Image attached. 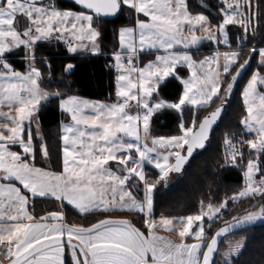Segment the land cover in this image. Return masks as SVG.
Listing matches in <instances>:
<instances>
[{
	"label": "snow or ice",
	"instance_id": "1",
	"mask_svg": "<svg viewBox=\"0 0 264 264\" xmlns=\"http://www.w3.org/2000/svg\"><path fill=\"white\" fill-rule=\"evenodd\" d=\"M73 2L79 11L60 9L55 0H0V106L9 109L0 111V246L12 258L10 264H232L231 257L241 251L242 242L230 244L216 261L220 236L264 217V205L259 213L233 217L231 225L225 222V227L209 237L204 219L207 217L211 228L212 221L226 210L227 198L218 205L201 202L198 214L162 215L158 221L153 214L154 190L170 172L183 175L196 150L206 147L241 74L258 53V67L241 93L246 114L240 123L253 138L239 141L237 147L226 137L229 151L221 167L245 169V187L232 200L257 196L264 200V47L257 46L258 28L254 26L264 16L260 0H218L213 5L215 13L204 0H197L209 15L190 10L188 0ZM125 10L132 22L116 29L115 102L89 101L42 86L44 74L38 65L49 69L50 81L52 72L49 59L38 55L40 43L51 45L70 35L69 54H99L101 20ZM21 15L27 23L19 30L16 19ZM229 26L238 31L230 35ZM204 41L229 48L234 41L236 50H217L197 60L191 50ZM21 47L25 71L16 69L8 59ZM146 49L164 54L137 67L140 53ZM181 65L190 70V77L180 76ZM73 67L68 63L65 73ZM168 77L183 86L175 101L165 99L159 91ZM51 99L58 100V108L67 116L59 126L62 155L56 170L50 167V149L40 121V109ZM214 99L220 104L199 116L197 109L210 106ZM186 105L192 106L190 121L183 117ZM162 110L180 114V134L151 135L154 115ZM244 145L249 149L246 165ZM145 160L159 170L158 180L146 177ZM37 197L54 198L60 210L37 217L34 208L29 211L30 200ZM66 205L83 216L113 211L143 214L147 234L126 218L104 216L88 226L66 223ZM156 227L178 231L180 242L156 235ZM189 237L197 242L186 243Z\"/></svg>",
	"mask_w": 264,
	"mask_h": 264
},
{
	"label": "trees",
	"instance_id": "2",
	"mask_svg": "<svg viewBox=\"0 0 264 264\" xmlns=\"http://www.w3.org/2000/svg\"><path fill=\"white\" fill-rule=\"evenodd\" d=\"M204 2L215 13L216 9L213 5L217 4L218 0H204ZM253 2L255 3L256 0H253ZM260 3L261 8L264 9V0H260ZM188 4L190 10L209 15V10L202 8L197 3V0H188ZM55 5L62 9L80 10L77 5L65 0H55ZM131 22L132 17L126 10L118 16L109 19L103 18L101 20V24L103 25V40L102 51L99 55H70L60 42L53 41L51 45L40 43L38 46V55H43L49 59L52 72L50 81L48 79L49 69L43 65H38L44 74L42 86L48 91L60 90L66 92L68 95L76 93L94 99L109 98L113 93V86L111 83V72L107 69L106 62L112 59L110 55L113 53L116 45V29ZM212 23L216 24L217 21L213 19ZM254 26L258 28L257 46L264 47V16H261ZM237 31L238 29L229 26L230 35L235 34ZM231 47L236 48L234 41ZM211 49L213 48L210 45L202 44L197 50L193 51V55L196 59H199L209 54ZM246 55L247 50H245V55L240 57L241 62ZM9 57H11L9 61L16 69L20 71L26 69L22 47L14 51ZM151 59H153L151 54L141 55L139 57V63L144 64ZM68 63L73 64L74 67L69 73H65L64 69ZM257 67L256 55L252 58L250 65L241 74L226 103L225 111L210 132L206 147L194 154L191 165L185 168L183 175L179 174V178L171 187L165 184V180L157 184L154 190L153 208V214L156 218L162 215L174 217L192 214L199 210L201 202L204 204L209 202L219 204L227 198L226 210H222L219 218L212 221L211 228L207 227V225L205 226L207 232L211 231V229L215 232L225 222L232 221L233 217L239 218L247 215L248 212L259 213L260 206L264 205V200L259 196L252 199H231L232 195L238 193L242 188L243 172L245 169L235 166L221 167L224 163V144L226 137L236 142L253 138V134L244 131L240 123L241 118L246 114L240 92L242 84ZM178 70L181 77L188 75L185 67L179 66ZM261 71H264V69ZM181 90L182 84L174 77H169L159 87L161 96L173 101L180 95ZM218 104H220V100L214 99L210 106L199 108L197 113L199 116L206 115L214 110ZM184 108L183 117L186 121H190L192 110L188 107ZM179 118L180 114L175 111L162 110L154 115L151 122L152 133L154 135L164 136L177 134L179 132ZM60 119L61 113L58 108L57 99H51L41 107L40 121L44 134L43 138L47 141L50 149V167L53 170L57 169L61 158L59 139ZM243 152L245 155L243 163L246 165L249 154V149L246 145L243 146ZM40 159L39 154H37V161H40ZM262 168H264V165H262ZM144 171L146 177L149 179H159V171L156 168L146 165ZM30 208L31 211L34 208L35 215L38 217L44 215L46 212L58 210L59 202L52 199L36 198L34 201L32 200ZM65 212V221L67 223L84 226H88L96 222L97 219L107 216L105 213L104 216L98 214L83 216L67 205L65 206ZM128 216L135 226L141 227V230L147 233L146 229L142 227L143 214L131 213ZM207 222L205 221L204 224H207ZM229 238L243 240L241 251L231 257L232 264H264V223L253 224L225 236L219 245L215 257L216 261H220L219 251L226 247V240Z\"/></svg>",
	"mask_w": 264,
	"mask_h": 264
},
{
	"label": "crops",
	"instance_id": "3",
	"mask_svg": "<svg viewBox=\"0 0 264 264\" xmlns=\"http://www.w3.org/2000/svg\"><path fill=\"white\" fill-rule=\"evenodd\" d=\"M46 2V1H45ZM48 2V1H47ZM57 7V6H56ZM59 8V7H58ZM60 9H62V8H60ZM67 10V9H66ZM76 11H79V10H76ZM141 18H143V16H141ZM16 23H17V27H18V29L19 30H22L23 29V27H24V25L27 23V20H26V18L25 17H23L22 15L21 16H18L17 17V19H16ZM214 24V23H213ZM215 25V24H214ZM200 33H199V31H197V35H199ZM68 39H73L70 35H68V36H66L65 37V39L64 40H59L58 42H60V43H62L63 45H64V47L65 48H67L66 47V45H67V40ZM54 42H56V41H54ZM73 42L74 43H78V41H75V40H73ZM202 44H206V45H210L213 49H211L210 50V53L209 54H207V55H205V56H208V55H210L211 53H213V52H215V51H217V50H219V51H231V50H236V48H233V47H231V48H229V47H227V46H225L224 44H220L219 46H217L216 45V43L215 42H208V41H204ZM199 48V47H198ZM198 48H193L191 51H192V53H193V51H195V50H197ZM17 50V49H16ZM15 50V51H16ZM100 54V53H99ZM99 54H95V55H99ZM147 54H151L152 56H153V59H151V60H154V58H155V55H157V54H164L163 53V51L161 50L160 52H157L156 50H154V49H146V50H144V51H142L141 53H140V56L141 55H147ZM70 55H78V56H94V55H91V54H88V53H83V52H77V53H75V54H70ZM111 56V58L112 59H114V57H113V53L110 55ZM204 57V56H203ZM10 58L11 57H8V59L10 60ZM202 58V57H201ZM150 61V60H149ZM147 63V62H146ZM146 63H144V64H141V63H139V60H138V62H137V66H139V67H143ZM25 71V70H24ZM136 78V75L134 74V76H133V79H135ZM69 95H75V96H77V97H79V98H82V99H86V100H89V101H99V102H104V103H112V102H115V87H113V93H112V95L109 97V98H104V99H94V98H88V97H84V96H82V95H79V94H76V93H71V94H69ZM47 102V101H46ZM45 102V103H46ZM60 110V109H59ZM0 111H5V112H7V111H9V109H8V107L7 106H0ZM60 113H61V111H60ZM67 119V116H66V114L65 115H62V113H61V119H60V122L62 121V120H66ZM0 122H3L2 120H0ZM60 122H59V126H60ZM41 129H42V127H41ZM152 130V129H151ZM36 143H37V145H39V143H40V141H36ZM60 148H61V155H62V143H61V141H60ZM13 150H15V151H20V149L18 148V147H14L13 148ZM256 178H259V176H257ZM0 183H2V182H0ZM17 186H19V185H17ZM37 198H39V197H37ZM40 199H44V198H40ZM45 199H52V200H54V201H56L54 198H45ZM31 202H32V200H30V206H31ZM58 202V201H57ZM58 210H60V209H58ZM29 211H31V208L29 207ZM54 211H56V210H54ZM49 212H51V211H49ZM131 213H136V212H127V211H113V212H109V213H105V214H107V216L108 217H110V218H113V219H119V218H126V219H128L130 222H131V220L129 219V216L128 215H130ZM66 222V221H65ZM67 223V222H66ZM132 223V222H131ZM133 224V223H132ZM147 234V233H146ZM11 257H9V256H7V255H5V252H4V249L3 248H0V264H10V261H11ZM66 259H68V258H66Z\"/></svg>",
	"mask_w": 264,
	"mask_h": 264
},
{
	"label": "rangeland",
	"instance_id": "4",
	"mask_svg": "<svg viewBox=\"0 0 264 264\" xmlns=\"http://www.w3.org/2000/svg\"><path fill=\"white\" fill-rule=\"evenodd\" d=\"M241 2H243V0H241ZM221 53H223L224 51H220ZM214 53V52H213ZM212 54V53H211ZM210 54V55H211ZM203 58V57H202ZM202 58H199V59H202ZM199 59H197V60H199ZM257 59H258V53H257ZM221 62H222V57H221ZM181 66H183V67H185L186 69H187V67L186 66H184V65H181ZM137 67H139V66H137ZM187 71H188V75L186 76V78L187 77H190V75H191V73H190V70L189 69H187ZM221 73H222V69H221ZM252 74V73H251ZM251 74H250V76H251ZM249 76V77H250ZM248 77V78H249ZM169 78V77H168ZM168 78H166V79H168ZM247 78V79H248ZM136 79V78H135ZM246 79V80H247ZM246 80H245V82L242 84V87H243V85L246 83ZM179 81V80H178ZM180 82V81H179ZM181 83V82H180ZM242 87H241V92H240V94L242 93ZM182 89H183V86H182ZM262 90H264V89H262ZM181 93H182V90H181ZM180 93V94H181ZM241 97H242V95H241ZM170 101H173V100H170ZM242 101H243V98H242ZM219 105V104H218ZM184 107H188V108H190L191 110H192V106H184ZM225 107H226V105H225ZM245 107V106H244ZM199 109V108H198ZM197 109V110H198ZM243 126V125H242ZM150 127H151V125H150ZM243 129H244V131H246V132H248L244 127H243ZM249 133V132H248ZM178 134H180L179 132L177 133V134H172V135H178ZM252 134V133H251ZM141 135H143V133L141 132ZM151 135H154L153 133H152V131H151ZM154 136H160V135H154ZM164 136V135H163ZM165 136H169V135H165ZM230 140H232V139H230ZM233 141V143H235L236 144V146L237 147H240L239 146V142H236V141H234V140H232ZM148 143H149V146H151V144H150V139H149V141H148ZM229 151V146L225 143L224 144V153H225V155H226V153ZM150 155H152V156H155V153H152V154H150ZM146 165H149V166H151V167H154V165L150 162V161H148V160H145L144 161V168H145V166ZM129 166H131V165H129ZM155 168V167H154ZM144 170V169H143ZM158 170V169H157ZM159 171V170H158ZM257 176H259V175H257ZM179 178V174H177V173H174V172H170L169 173V176H168V178L165 180V184L168 186V187H171V186H173L174 184H175V182L177 181V179ZM256 179H259V178H256ZM245 187V177H244V175H243V185H242V188L240 189V191L243 189ZM239 191V192H240ZM238 192V193H239ZM237 194V193H236ZM234 195V194H233ZM232 195V196H233ZM237 200V199H236ZM223 202V201H222ZM204 204V203H203ZM205 206L207 205V204H204ZM214 205H218V204H214ZM201 210V204L199 205V210L197 211V212H195V213H192V214H188V215H194V214H198L199 213V211ZM188 215H183V216H174V217H170V218H178V217H187ZM160 218V217H159ZM159 218H157V220L159 221ZM205 221H208L207 220V217H205V219H204V222ZM205 226L207 225V227H208V222H207V224H204ZM174 226L178 229L179 227H180V225L178 224V223H175V220H174ZM197 225L194 223L193 224V228H195ZM154 232H155V234L156 235H158V236H162V237H165V238H167L168 240H170V241H173V242H175V243H179L180 242V238H179V236H178V231H171V230H169V229H167V228H164V227H156V228H154ZM214 234V232L212 231V229H211V231H209L208 232V235H209V237H211V235H213ZM243 240L241 239V240H237V239H227L226 240V247L225 248H223V249H221V251H219V254L220 253H222V252H224V251H226L227 249H228V247H229V245L230 244H235L236 242H242ZM185 242L186 243H194V242H197L194 238H191V237H189V238H186V240H185ZM235 253H233V255H234ZM201 260H202V254H201Z\"/></svg>",
	"mask_w": 264,
	"mask_h": 264
},
{
	"label": "water",
	"instance_id": "5",
	"mask_svg": "<svg viewBox=\"0 0 264 264\" xmlns=\"http://www.w3.org/2000/svg\"><path fill=\"white\" fill-rule=\"evenodd\" d=\"M45 1H46V0H45ZM65 1H68V2H71V3L75 4V3L73 2V0H65ZM75 5H76V4H75ZM109 18H112V17H107V18H104V19H109ZM206 144H207V141H206ZM199 150H201V149L196 150V152L199 151ZM196 152H195V153H196ZM242 217H244V216H242ZM239 218H240V217H239ZM233 222H234V221L232 220V221L228 222L227 225H231ZM262 223H264V217H261L260 219H257L256 221H254V222H253L252 224H250V225H253V224H262ZM250 225L241 226V227L237 228V229L234 230V231H229V232H227V233H225V234H222V235L220 236L219 240H218L217 251H218V248H219V245H220L222 239H223L225 236H227V235H229V234H231V233H233V232H236V231H238V230H240V229H242V228H244V227L250 226ZM225 226H226V224L220 226V227H219L214 233H216L221 227H225ZM216 254H217V252H216ZM216 254L214 255V259H215V257H216Z\"/></svg>",
	"mask_w": 264,
	"mask_h": 264
},
{
	"label": "built area",
	"instance_id": "6",
	"mask_svg": "<svg viewBox=\"0 0 264 264\" xmlns=\"http://www.w3.org/2000/svg\"><path fill=\"white\" fill-rule=\"evenodd\" d=\"M66 47H67V45H66ZM114 64H115L114 59H110L106 62V67L111 72V83H112L113 87H115V76L117 75V71L115 69ZM115 101H116V97H115ZM0 248H3V247L0 246Z\"/></svg>",
	"mask_w": 264,
	"mask_h": 264
}]
</instances>
